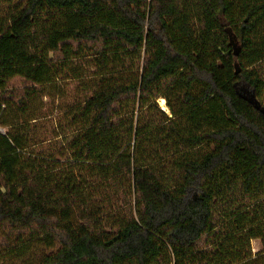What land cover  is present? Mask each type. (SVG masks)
Wrapping results in <instances>:
<instances>
[{
	"label": "trees",
	"instance_id": "16d2710c",
	"mask_svg": "<svg viewBox=\"0 0 264 264\" xmlns=\"http://www.w3.org/2000/svg\"><path fill=\"white\" fill-rule=\"evenodd\" d=\"M8 14L0 249L47 241L30 264H264V0H17ZM60 79L77 84L54 112Z\"/></svg>",
	"mask_w": 264,
	"mask_h": 264
},
{
	"label": "rangeland",
	"instance_id": "374dc122",
	"mask_svg": "<svg viewBox=\"0 0 264 264\" xmlns=\"http://www.w3.org/2000/svg\"><path fill=\"white\" fill-rule=\"evenodd\" d=\"M4 1H6V2H4ZM4 1L0 0V16L1 15H4V16L9 15L8 14L9 10H12L13 6L17 2V0H12V2L10 0H4ZM90 60L91 59L87 58V59L75 61V64L78 67L82 68L86 74H88V73L93 71V69H92L93 63ZM262 69L264 71V66ZM16 83H18V86L21 87V85L23 84V81L20 79H16ZM58 84L61 85L60 90L63 93V96H61V98L58 101H55V103H52V101L50 99H46V103L50 108H51V105H53L54 110L52 109V111H54V112H55V107L57 106V104H63L65 101H70L72 99V95H73L74 89L76 88L77 82L76 81H69V80L65 81V80L60 79ZM160 99L157 101V105H158L159 109L170 115V109L168 107H167V110H163V108L160 104ZM166 106H167V104H166ZM152 114H154V113L149 112L148 107H139L136 111V118L141 122H144V121L148 122L149 120H151ZM55 116H57V113L53 116L52 115L49 116L46 119V123H44L45 120H43L42 125H41V131H43V133H47L45 136H43V138L46 137L47 140L44 142L43 146H41L39 148H41V149L45 148L47 151L50 149L55 150V148L58 146L59 142H61V140H62L60 138L55 137V135L51 134V132L53 131V127H52L53 125L51 123H52V120L55 118ZM153 116H155V115H153ZM44 124H46V126H47L46 128L44 127ZM46 130H48L49 132H46ZM55 145H57V146H55ZM61 146H62V144H60V147ZM62 154H63V152H62ZM62 157H63V159H65L64 156H62ZM63 161L64 160H62L60 162V164L62 165L61 166L62 170H65V165H63V164H65V161H64V163H63ZM114 213L115 212H113L112 215ZM112 215H110V217ZM113 217H115V215H113ZM48 246H49V243L47 241H41V242H37V243L32 242L31 244L28 243L27 245H24L25 249H23V247H20V246L12 248V249L10 248L8 250L0 249V264H30V263H33L35 260H37V258L39 256H42L43 254H45L46 252L49 251ZM251 247H252L253 253L258 254L262 250L261 240L260 239L252 240L251 241Z\"/></svg>",
	"mask_w": 264,
	"mask_h": 264
},
{
	"label": "bare ground",
	"instance_id": "6f19581e",
	"mask_svg": "<svg viewBox=\"0 0 264 264\" xmlns=\"http://www.w3.org/2000/svg\"><path fill=\"white\" fill-rule=\"evenodd\" d=\"M160 104H161L163 110H167V106H166V101H165V99H163V98L160 99Z\"/></svg>",
	"mask_w": 264,
	"mask_h": 264
},
{
	"label": "built area",
	"instance_id": "2783aa9c",
	"mask_svg": "<svg viewBox=\"0 0 264 264\" xmlns=\"http://www.w3.org/2000/svg\"><path fill=\"white\" fill-rule=\"evenodd\" d=\"M7 129L0 124V134L6 135Z\"/></svg>",
	"mask_w": 264,
	"mask_h": 264
}]
</instances>
